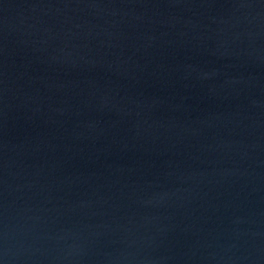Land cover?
<instances>
[{
	"label": "water",
	"instance_id": "water-1",
	"mask_svg": "<svg viewBox=\"0 0 264 264\" xmlns=\"http://www.w3.org/2000/svg\"><path fill=\"white\" fill-rule=\"evenodd\" d=\"M0 264H264V0H0Z\"/></svg>",
	"mask_w": 264,
	"mask_h": 264
}]
</instances>
